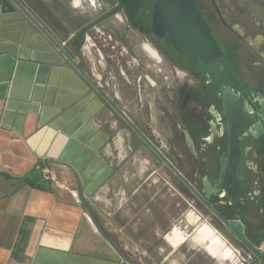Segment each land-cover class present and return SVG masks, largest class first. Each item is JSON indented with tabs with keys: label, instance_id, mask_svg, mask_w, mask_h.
<instances>
[{
	"label": "flooded vegetation",
	"instance_id": "af4514ba",
	"mask_svg": "<svg viewBox=\"0 0 264 264\" xmlns=\"http://www.w3.org/2000/svg\"><path fill=\"white\" fill-rule=\"evenodd\" d=\"M19 2L76 62H100L103 88L118 91V138L148 166L132 192L121 168L120 214L142 218L145 207L183 223L193 211L239 264H259L237 234L264 241V0H196L221 50L211 64L152 31V0Z\"/></svg>",
	"mask_w": 264,
	"mask_h": 264
},
{
	"label": "crops",
	"instance_id": "0c3cea01",
	"mask_svg": "<svg viewBox=\"0 0 264 264\" xmlns=\"http://www.w3.org/2000/svg\"><path fill=\"white\" fill-rule=\"evenodd\" d=\"M77 62L104 84L95 69L100 62ZM112 82L118 86L117 74ZM104 90L118 105V91ZM117 123L118 114L100 94L14 6L0 0V264H140L121 256L85 204L115 189L119 209L126 200L121 168L127 169L128 192L135 175L147 170V161L118 138ZM43 163L52 168L53 180L43 177ZM153 220L155 234L169 244L167 264H205L193 251L202 243L217 264H239L223 242L227 256L223 247L218 255L206 249L208 239L198 238L205 222L193 211L183 223ZM174 227L183 235L176 244L170 240Z\"/></svg>",
	"mask_w": 264,
	"mask_h": 264
},
{
	"label": "water",
	"instance_id": "95a60500",
	"mask_svg": "<svg viewBox=\"0 0 264 264\" xmlns=\"http://www.w3.org/2000/svg\"><path fill=\"white\" fill-rule=\"evenodd\" d=\"M9 1L118 114V112H120L118 105L107 94L102 84L95 80L91 74L87 73L74 59H72L63 45L55 39L50 30L40 23L19 0ZM150 27L157 36L161 37L167 33L173 49L181 56L191 52L203 63L211 64L215 62L221 54L219 45L211 32L209 24L198 7L196 0H152ZM126 120L130 126H133L128 119ZM146 143L148 146L155 149L150 142L146 141ZM203 200L208 208L212 209L207 201L205 199ZM223 221L228 229L232 231L235 230L227 221L224 219ZM203 226L211 228L213 233L227 246L226 241L216 233V228L211 223H204L201 227ZM237 237L258 260L259 264H264V253L244 239L240 234H237Z\"/></svg>",
	"mask_w": 264,
	"mask_h": 264
},
{
	"label": "rangeland",
	"instance_id": "374dc122",
	"mask_svg": "<svg viewBox=\"0 0 264 264\" xmlns=\"http://www.w3.org/2000/svg\"><path fill=\"white\" fill-rule=\"evenodd\" d=\"M102 195L103 197L98 200L85 202V204L89 205L88 210L92 218L104 232V234L102 231L101 233L105 237L112 239L124 255L135 262L140 264H167L163 258L164 253L169 248V244L164 242L161 235L157 236L155 234L153 215L147 214L144 211L145 207L141 209L142 212H139L142 214V218L136 216V210L133 213H123L121 215V210L118 209V205L121 202L118 190L110 189ZM128 196L126 194L125 198ZM126 205L130 206L129 202ZM205 224L207 223L205 222ZM173 226L169 231L172 230ZM194 248L196 249L193 250L195 252L194 257H197V259L201 257V261H204L205 264H217L216 259L209 256L205 250L204 243ZM178 249L180 251L184 249V246H180ZM174 255H178L177 252ZM223 263L228 264V261H223Z\"/></svg>",
	"mask_w": 264,
	"mask_h": 264
},
{
	"label": "bare ground",
	"instance_id": "6f19581e",
	"mask_svg": "<svg viewBox=\"0 0 264 264\" xmlns=\"http://www.w3.org/2000/svg\"><path fill=\"white\" fill-rule=\"evenodd\" d=\"M198 238L201 241L208 239V241H207L208 244L206 245V249H208V251H210L212 254H214V255L222 254L223 250L221 251L219 249V247H223L222 241L218 236H216V234L213 233L211 228H209L208 226H203V227L199 228ZM182 239H183L182 233L178 229L175 228L173 233H171V235H170L171 242L176 244V243L180 242ZM223 249L225 251L224 254L227 256V254L230 253V250L226 247L225 248L223 247Z\"/></svg>",
	"mask_w": 264,
	"mask_h": 264
},
{
	"label": "built area",
	"instance_id": "2783aa9c",
	"mask_svg": "<svg viewBox=\"0 0 264 264\" xmlns=\"http://www.w3.org/2000/svg\"><path fill=\"white\" fill-rule=\"evenodd\" d=\"M41 171H42V175H43L44 178L53 180V170H52V168L50 166H48L47 164L43 163V165L41 166ZM257 248L264 253V241H261L257 245Z\"/></svg>",
	"mask_w": 264,
	"mask_h": 264
},
{
	"label": "trees",
	"instance_id": "16d2710c",
	"mask_svg": "<svg viewBox=\"0 0 264 264\" xmlns=\"http://www.w3.org/2000/svg\"><path fill=\"white\" fill-rule=\"evenodd\" d=\"M98 227H99V225H98ZM100 228V227H99ZM100 231H102V233L104 234V232H103V230L100 228ZM109 239V238H108ZM109 241L112 243V245L115 247V249L121 254V256L125 259V260H127V261H129V262H135V261H133V260H131V259H129V258H127L125 255H124V253L117 247V245L113 242V240L112 239H109Z\"/></svg>",
	"mask_w": 264,
	"mask_h": 264
}]
</instances>
